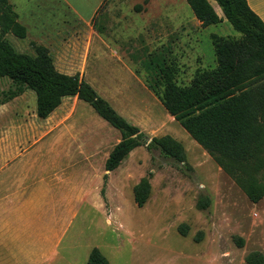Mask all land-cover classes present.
<instances>
[{"label": "rangeland", "instance_id": "1", "mask_svg": "<svg viewBox=\"0 0 264 264\" xmlns=\"http://www.w3.org/2000/svg\"><path fill=\"white\" fill-rule=\"evenodd\" d=\"M8 1L26 29L23 39L3 38L17 53L33 57V45L47 46L57 71L83 73L145 134L146 145L164 135L178 141L185 163L142 145L105 172L120 134L88 104L64 98L46 119L37 118L30 90L0 104V264H86L92 248L109 264H246L251 252L264 257V196L248 200L166 113L142 68L148 54H163L176 67V84L186 86L197 71L216 66L212 35H241L225 20L201 27L185 0H106L86 27L47 0ZM9 85L0 78V92ZM149 174L148 199L137 207L132 189ZM257 177L264 182V173Z\"/></svg>", "mask_w": 264, "mask_h": 264}, {"label": "trees", "instance_id": "2", "mask_svg": "<svg viewBox=\"0 0 264 264\" xmlns=\"http://www.w3.org/2000/svg\"><path fill=\"white\" fill-rule=\"evenodd\" d=\"M185 1L201 27L225 20L241 37L212 35L216 66L197 71L186 86L176 84V67L165 55L148 54L142 62L145 86L248 200L257 203L264 196V182L257 177L264 173V23L246 0H213L222 17L208 0ZM8 33L23 39L26 29L17 21L9 1L0 0V78L10 81L9 87L0 92V104L30 90L35 95V114L39 119H46L64 97L75 96L88 104L120 134L104 162L105 172L113 171L132 150L146 145L145 134L119 115L88 83L78 75L57 71L45 46L33 45V57L17 53L3 39ZM146 148L158 150L175 163H185L183 146L169 135L151 138ZM149 176L132 189L137 207L148 199ZM206 206L208 199L200 207ZM186 229L183 225L178 227L182 235ZM238 244L242 245L241 239ZM245 263L264 264V257L251 252ZM86 264L109 263L97 248H92Z\"/></svg>", "mask_w": 264, "mask_h": 264}, {"label": "crops", "instance_id": "3", "mask_svg": "<svg viewBox=\"0 0 264 264\" xmlns=\"http://www.w3.org/2000/svg\"><path fill=\"white\" fill-rule=\"evenodd\" d=\"M47 1L49 4H51V6L53 8H55V9L56 8H62V10H64L65 14H72L75 17V20L80 22V24H78V25H80V26L83 25L84 27H86L92 22V19L94 18L96 12L100 9V7H102V5L105 3L106 0H47ZM246 2L248 4L249 8L264 23V0H246ZM12 8L14 10V7H12ZM90 38H91V36H90ZM61 73H64V72H61ZM64 74L69 75L68 73H64ZM82 74L83 73L80 74L79 78H81V76H83ZM71 97H75V96L64 97V98H71Z\"/></svg>", "mask_w": 264, "mask_h": 264}]
</instances>
